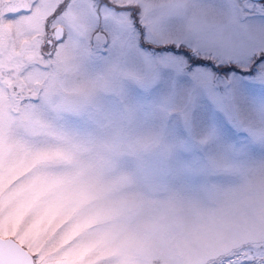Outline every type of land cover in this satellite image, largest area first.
<instances>
[{
	"label": "snow or ice",
	"instance_id": "6c2138e0",
	"mask_svg": "<svg viewBox=\"0 0 264 264\" xmlns=\"http://www.w3.org/2000/svg\"><path fill=\"white\" fill-rule=\"evenodd\" d=\"M0 264H264V0H0Z\"/></svg>",
	"mask_w": 264,
	"mask_h": 264
}]
</instances>
